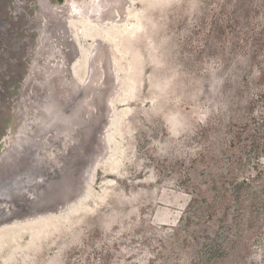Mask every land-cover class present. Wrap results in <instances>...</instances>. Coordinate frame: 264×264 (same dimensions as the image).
<instances>
[{
	"label": "rangeland",
	"instance_id": "1",
	"mask_svg": "<svg viewBox=\"0 0 264 264\" xmlns=\"http://www.w3.org/2000/svg\"><path fill=\"white\" fill-rule=\"evenodd\" d=\"M23 150L0 264H264V0H0V176Z\"/></svg>",
	"mask_w": 264,
	"mask_h": 264
},
{
	"label": "bare ground",
	"instance_id": "2",
	"mask_svg": "<svg viewBox=\"0 0 264 264\" xmlns=\"http://www.w3.org/2000/svg\"><path fill=\"white\" fill-rule=\"evenodd\" d=\"M47 3V2H46ZM46 5V4H45ZM51 6V5H50ZM43 7V6H42ZM59 8V7H58ZM89 8H90V6H89ZM98 21V20H97ZM120 22V21H119ZM99 24H101V25H103L102 23H100V22H98ZM96 24V23H95ZM100 26V25H99ZM98 26V27H99ZM104 27V26H103ZM43 35V34H42ZM40 43V42H39ZM57 51V50H56ZM54 58V57H53ZM34 59V58H33ZM38 60V59H37ZM56 60V59H55ZM36 62V61H35ZM54 62H56L57 63V61H54ZM50 63V62H49ZM67 65V64H66ZM31 66V65H30ZM33 66V65H32ZM43 66V65H42ZM52 66V65H51ZM68 66V65H67ZM35 67V66H34ZM34 67H33V69H34ZM44 67V66H43ZM52 67H54V66H52ZM56 68H57V66H56ZM59 68V67H58ZM32 68L31 69H29V74H32V70H33ZM37 69V68H36ZM50 69V68H49ZM59 69H61V68H59ZM68 69H70V68H68ZM47 70V69H46ZM50 71V70H49ZM66 71V70H65ZM45 72V71H44ZM41 73V72H40ZM61 73H63V71L61 72V70H60V74ZM28 74V73H27ZM56 75V74H55ZM59 75V74H58ZM28 76V75H27ZM32 76V75H31ZM31 76H29L27 79H25L26 81H24V83H23V85L24 86H26L27 84H28V79L31 77ZM49 76V75H48ZM51 76V75H50ZM54 76V75H53ZM62 76V75H61ZM75 76V75H74ZM50 78V77H49ZM59 78V77H58ZM75 78V77H74ZM51 79H53V78H51ZM57 79V78H56ZM60 80V79H59ZM68 80H70V79H68ZM72 80V79H71ZM47 81V80H46ZM49 81V80H48ZM57 81V80H56ZM55 81V82H56ZM60 81H62V80H60ZM64 81V80H63ZM40 82V81H39ZM44 82V81H43ZM41 83V82H40ZM52 83V82H51ZM54 83V82H53ZM53 83H52V85H53ZM69 83V82H68ZM78 83V82H77ZM42 85V84H41ZM43 85L45 86V83H43ZM78 85V84H77ZM36 86V85H35ZM54 86V85H53ZM58 86V85H57ZM73 86V85H72ZM80 86V85H79ZM113 86H115V85H113ZM42 87V86H41ZM60 87V86H59ZM114 88V87H113ZM25 89H26V87H25ZM42 89V88H41ZM115 89H116V87H115ZM38 90V89H37ZM53 90V89H52ZM22 91V90H21ZM24 91V90H23ZM40 91V90H39ZM48 91H49V89H48ZM61 91V90H60ZM66 91V90H65ZM111 91V90H110ZM109 91V92H110ZM46 92V91H45ZM49 92H51V91H49ZM59 92V91H58ZM62 92V91H61ZM60 92V93H61ZM82 92V91H81ZM56 93H57V91H56ZM56 93L54 94V95H56ZM83 93V92H82ZM43 94V93H42ZM48 94V93H47ZM63 94V93H62ZM45 95V94H44ZM53 95V94H52ZM84 95V94H83ZM89 96V95H88ZM53 97H55V96H53ZM56 98V97H55ZM58 99V98H57ZM82 99V98H81ZM89 101V100H88ZM105 101V100H104ZM87 102V101H86ZM47 103V102H46ZM48 104V103H47ZM90 104V103H89ZM46 105V104H45ZM57 105V104H56ZM88 105V104H87ZM47 106V105H46ZM64 106V108H65V106L66 105H63ZM70 105H68L67 104V107H66V111L65 112H67L68 111V107H69ZM71 107H73V106H71ZM52 108V107H51ZM51 108H50V110H51ZM60 108V107H59ZM86 109H88L87 107H86ZM50 110L48 111V113H46V115H45V117H47L48 115H49V113H50ZM84 110V109H83ZM53 112H54V110H52ZM52 112V113H53ZM72 112V111H71ZM70 111H69V113H71ZM85 112V111H84ZM73 113V112H72ZM60 117V116H59ZM73 119V118H72ZM71 119V120H72ZM59 121H61V120H59ZM58 121V122H59ZM58 122L56 123V122H53L52 121V123L50 122H48V125H49V128L46 130L45 129V131H43V132H47V131H51L52 133H51V135L49 136V137H47V139L45 138V140H47L46 141V144H47V142H49V143H51L50 141H54V140H56V142H57V136H55V134L57 135V134H59L60 133V131L62 130L61 129V127L59 126L60 124H58ZM88 122V121H87ZM41 124H44V123H41ZM39 127H40V125H39ZM56 129V130H55ZM34 130V129H33ZM98 132V131H97ZM32 134V133H31ZM30 134V135H31ZM71 134V133H70ZM90 134V133H89ZM34 139V138H33ZM36 139V138H35ZM26 140V139H25ZM38 141V140H37ZM26 142V141H25ZM24 141H23V143H25ZM42 142V141H41ZM33 143L35 144V142H34V140H33ZM73 143V142H72ZM44 145V144H43ZM72 145V144H71ZM32 146V145H31ZM28 147V146H27ZM23 147L22 146H18V148L17 149H20V151H22L21 149H22ZM86 148V147H85ZM87 149V148H86ZM101 150H103V149H101ZM34 151V150H33ZM36 152V151H35ZM32 153L34 154V152H29V154L28 153H26V152H24V150H23V153L21 154H19L18 156L19 157H14L13 159V161H12V164H11V162L10 163H8V165L7 166H9L10 168H9V170L4 174V175H2V176H0V199H2V198H6L7 197V200H8V197L10 198V197H12L13 195H15V196H18V197H21V195H20V190H24V188L26 189V187L24 186V188H23V184H21V182H23L24 180V178H40V176H38V175H35V176H30V175H27L26 173H25V171L27 170V165H28V163H29V161H30V158L31 157H33L32 156ZM88 154V153H87ZM90 154V153H89ZM93 154H91V156H92ZM37 156V155H36ZM88 157H90V156H88ZM90 159V158H89ZM38 160H39V156L37 157V158H35L34 159V157L31 159V165H35V163H37L38 164ZM90 161V160H89ZM83 162H85L84 161V159L82 158L81 160H79V161H77L76 163H71V165H70V170H71V178H76L77 177V175L78 174H80V173H78L79 171H76V167H77V165H78V163L80 164V163H83ZM69 166V165H68ZM35 168V170H36V165L34 166ZM25 174V175H24ZM50 174V173H49ZM53 174V173H52ZM52 174H51V176H52ZM27 175V176H26ZM30 176V177H29ZM65 177V176H64ZM55 182V181H54ZM63 182V181H62ZM21 185H20V184ZM55 184H57V182L55 183ZM54 184V185H55ZM70 184V183H69ZM34 186V185H33ZM57 186V185H56ZM35 187V186H34ZM35 189V188H34ZM73 189V188H72ZM27 190V189H26ZM36 190V189H35ZM34 190V191H35ZM29 191V190H28ZM31 191V190H30ZM29 191V192H30ZM32 192V191H31ZM25 193H26V191H25ZM35 193V192H34ZM29 194V193H28ZM31 194V193H30ZM57 195V194H56ZM15 196H13L12 197V199H14L15 198ZM37 196V195H36ZM56 203V202H55ZM5 205V204H4ZM15 207V206H14ZM22 208H24L25 210L26 209H28V204L27 203H23V205H22ZM9 210H11V209H9ZM11 212L13 213V211L11 210ZM44 212V211H43ZM8 213V212H7ZM11 213V214H12ZM16 213V212H15ZM12 219V218H11ZM10 219V220H11ZM17 219V218H16ZM19 219V218H18ZM37 219V218H36ZM7 222H9V221H7Z\"/></svg>",
	"mask_w": 264,
	"mask_h": 264
},
{
	"label": "trees",
	"instance_id": "3",
	"mask_svg": "<svg viewBox=\"0 0 264 264\" xmlns=\"http://www.w3.org/2000/svg\"><path fill=\"white\" fill-rule=\"evenodd\" d=\"M247 182H248V180H246V179H245V181L243 180V183H244V184H246ZM193 201H194V199H190L189 203H191V202H193ZM173 231H174V230H172V232H173ZM214 256H215V254H214ZM254 257H255V259H257V258H260L261 255H259V254L257 255V254H256Z\"/></svg>",
	"mask_w": 264,
	"mask_h": 264
},
{
	"label": "water",
	"instance_id": "4",
	"mask_svg": "<svg viewBox=\"0 0 264 264\" xmlns=\"http://www.w3.org/2000/svg\"><path fill=\"white\" fill-rule=\"evenodd\" d=\"M93 156H94V155H93ZM93 156H92V157H93Z\"/></svg>",
	"mask_w": 264,
	"mask_h": 264
}]
</instances>
